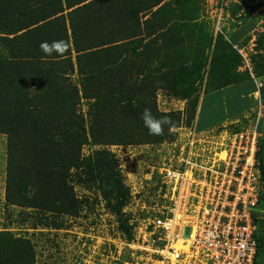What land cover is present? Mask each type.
<instances>
[{
    "label": "trees",
    "instance_id": "trees-1",
    "mask_svg": "<svg viewBox=\"0 0 264 264\" xmlns=\"http://www.w3.org/2000/svg\"><path fill=\"white\" fill-rule=\"evenodd\" d=\"M100 1L0 0V134L6 135L4 197L10 205L75 215L77 206L70 199L72 195L66 178L71 169L85 165L91 171L108 169L104 176L111 186L104 196L115 213L121 212L127 201V192L109 169L111 163L117 162L114 156L106 149H100L81 159V146L88 140L92 145L161 144L172 137L171 128L180 126L177 123H180L181 113L161 111L157 103L158 92L169 98L178 96L187 100L204 84V70L208 69L209 59L206 62L202 52L206 47L207 50L211 48L209 27L205 32L203 25L198 26V30L196 25L185 26L177 33L186 40L180 50L172 48V42L177 41L174 35L162 38L159 43L157 38H153L154 44L148 46L143 42L144 36L150 34L146 31L165 24L158 14L172 23L171 12H164L160 7L164 0H129L134 4L132 13L127 12L112 26L105 23L106 27H101L96 19L101 16V21H111L109 12L118 14L120 0H104L95 10L89 9L90 5ZM116 3L118 5L114 9ZM63 4L70 9L66 16L58 15L65 8ZM254 4L249 7V13L264 7V0ZM240 8L236 5L233 15ZM84 9L92 14L81 15L79 12ZM184 15L190 18L198 15L194 2L186 7ZM248 25L234 31L228 37L229 42L221 38L222 33L216 34L213 48L218 58L214 63L216 69L229 72L228 66L234 65L236 60V54L229 51V47H232V41H243L253 23L248 22ZM102 28L104 35L97 31ZM58 40L65 42L62 53L47 55L40 49L42 42ZM257 45L264 52V32L259 34ZM140 46L146 47L142 49L143 53H138ZM227 48L228 53H225ZM127 51L134 60V56L141 58L138 61L141 64L133 61L130 67L124 66L129 61ZM210 57L212 60V54ZM224 60L225 65L222 64ZM256 63H260L257 68L263 67L256 75L264 77V58ZM137 69L140 70L138 73ZM132 70L136 72L130 75ZM72 75L80 80V89L74 85ZM253 80L250 78L247 83L239 84L228 113L222 110L220 114H206V96L198 113L197 104H191L192 121L198 114L196 129L202 131L204 121L209 126L219 125L227 118L254 108L257 101L252 93L257 87ZM222 95L220 93L217 97L220 99ZM260 95L264 101V87L260 89ZM80 98L92 99L89 139L75 116ZM145 107L151 108L157 117L170 118L171 123L164 126L163 134L151 135L144 127L140 117ZM244 122L247 124L246 120ZM237 127L241 126L228 129L234 131ZM57 135L63 139H58ZM260 146L261 158L258 161L264 182V137L260 139ZM28 186L34 187L30 195L23 192ZM114 190L115 193L111 194ZM111 196L115 198L114 204H111ZM258 205L264 211V194L260 196ZM119 222L123 234L130 240L133 235L131 226L124 219L119 218ZM255 224L257 252L253 264H264V213L261 219H255ZM6 249L12 254L10 257L0 256V264H34L32 248L27 240L12 239L2 232L0 251Z\"/></svg>",
    "mask_w": 264,
    "mask_h": 264
},
{
    "label": "rangeland",
    "instance_id": "rangeland-1",
    "mask_svg": "<svg viewBox=\"0 0 264 264\" xmlns=\"http://www.w3.org/2000/svg\"><path fill=\"white\" fill-rule=\"evenodd\" d=\"M166 1L168 2L167 4L165 3ZM256 1L258 0H255V2L253 0H164L160 4L164 12H171L172 23L163 15L158 14L160 16L158 18L165 24L151 28L148 31L145 30L150 34L144 36L143 42L150 46L154 44L152 42L153 38H157V43H159L162 38L174 35L177 37V43L171 41L172 48L180 50L181 44L183 45L186 40H183V36L177 33L182 31L185 26L196 25L197 29L198 26L203 25L205 32L206 28L209 27L207 32L210 37L211 48L207 50L206 47L202 52L203 56H206L204 58L206 62L209 59V65L206 66L208 69L204 70V84L201 90L197 94H193L191 98L182 100L176 96L177 98L174 99L167 97L162 92H158L157 103L159 104V109L165 112L172 110L180 112L181 120L177 124H185L181 125L179 130L172 131L170 129L172 136H170V139L163 141L159 145L139 146L92 145L88 140L81 146V159L93 155L96 150L100 149H106L114 156L117 162L116 164L111 163V168L109 169L112 170L113 175L115 174L120 179L124 190L127 192V201L121 207V212L115 213L104 196L109 193L108 189L111 186V183L106 181L107 179L104 176L108 169L91 171L85 165L71 169L67 173L66 182L72 195L70 199L77 206V212L73 216H68L64 213L52 214L43 212L34 207L21 208L6 203L4 197L7 166L6 135L0 134V233H7L12 239L27 240L32 248L34 264H141L140 253L138 252L139 254H137L131 250L129 247L130 241L127 240L119 227V218L124 219L131 226L134 238L137 235H143L144 237L148 235L146 228L149 229L148 225L154 219L152 216H156L157 214L155 213L160 214L157 211L160 208L158 206L157 189L160 175L156 173L152 175L151 171L154 169L160 171L163 164L168 161L173 164L179 163V160L183 157V149H186L185 145L192 140L191 132H189L192 128L191 124L194 117V114H190L191 104H197V113L203 101V98L201 99L203 94L206 93L205 103L211 99L208 95L211 94L212 89L207 92L204 90L206 78L207 87L216 86L215 88L224 94L223 96L227 100L226 104H230L237 92V85L247 83L250 78L253 80L251 76H248V73L256 74L258 71L263 70V67L257 68L260 63L256 62L260 58H264L263 50L257 45L258 36L264 31V7H258V11L256 10L258 13L254 16L253 12L255 10L249 13V7L255 5ZM103 2L104 0H101L90 5L89 9L95 10ZM191 2H194L195 11L198 12V15L190 18L185 16L184 12H186V7H189ZM117 5L118 3L115 4L114 9ZM236 5H240L241 8L233 15L232 10H236ZM118 6V11H116L118 14H114L111 10L109 12L112 16V18H109L111 21H101V16L96 19L101 27H106L107 23L112 26L121 21L124 14L127 12L132 13L134 4L129 0H120ZM155 8H153V11ZM160 12L163 11L161 10ZM259 12L262 13L259 14ZM79 13L81 15L92 14L88 9L81 10ZM77 18L79 19V16ZM248 22L253 23L256 28L252 29L245 37L243 36V41L237 44V47L241 48L229 47V51L236 54V60L233 63L234 65L228 66V71L236 72L237 74H241L244 71L248 72L239 79L236 75L231 76L230 73L215 68L214 63L218 60L215 55L217 53L211 50L214 48L212 45L216 41L215 34L217 31L222 33L221 38L223 40L229 42L230 39L228 37L232 34V31L247 26ZM109 27L108 30L110 29ZM224 29L229 30L225 31ZM97 31L100 35H104V28ZM223 43L225 44V42ZM233 43H236V41H232ZM142 49L144 50L146 47L140 46L138 53H143ZM219 53L223 52L220 51ZM225 53H228V48ZM126 55L129 61L124 66L128 65L127 67H130L133 65L134 59L129 51H127ZM242 55L245 56L247 61L243 59ZM214 57L216 58L215 60ZM134 58L135 63L141 59L135 56ZM225 62L226 60L222 64L225 65ZM138 64H141V62ZM121 68L123 67L121 66ZM133 70L130 75L136 72ZM139 71L137 69V73ZM218 72L220 73L218 74ZM72 78L74 85L80 89V80H77L75 75H72ZM260 79H264V77L261 76ZM91 102L92 99L80 98L75 111L78 124L84 129L88 139L89 127L92 122ZM262 111L261 128L264 129V106ZM250 116V118L246 117L243 119L240 124H229L230 122H226L224 125L228 126L222 127L220 125V127L207 131V133L197 134L194 137L196 143L194 144L193 155L191 154L190 158L199 163H204L207 158L213 157L212 150H215L219 152L216 153V157L223 159L226 153L222 144H225V140L230 134L244 129V127H237L234 131H229L228 127L241 126L245 120L249 121V119L253 120L255 118V114L251 113ZM251 124L247 122V125ZM259 136L262 140L264 134ZM56 137L63 139L60 135ZM216 157H213V159ZM33 189V186H28L23 189V192L30 195ZM113 193H115V190L111 192V194ZM110 200L111 204L115 203L113 196H111ZM196 209L197 207H195ZM193 222L191 227L195 229L198 224L195 221ZM156 233L163 235V231H157ZM190 233V228L186 227L183 229L182 237L188 238ZM150 244L153 245L151 242ZM137 245L139 246L140 243ZM7 250L0 251V256L6 257L8 255L10 257L12 252L7 253Z\"/></svg>",
    "mask_w": 264,
    "mask_h": 264
},
{
    "label": "built area",
    "instance_id": "built-area-1",
    "mask_svg": "<svg viewBox=\"0 0 264 264\" xmlns=\"http://www.w3.org/2000/svg\"><path fill=\"white\" fill-rule=\"evenodd\" d=\"M192 140L183 149L179 163L168 161L161 170L165 182L175 184L185 197L180 199L179 195L176 196L174 186L165 195L172 205L169 210L172 218L180 222H185L182 219L187 218L185 224L190 226L191 235L190 239L184 240L189 243H180L182 239L179 235L171 232V218L156 219V227L163 229L165 236L157 237L153 245L143 248L141 264H180L186 261L197 264H253L256 242L252 216L261 190L256 168L258 133L252 128L230 135L222 144L225 157L217 158V152H214L215 159L201 164L190 158L196 143L193 137ZM189 188L195 190L187 195ZM186 197H189V205L183 207ZM193 221L198 224L195 229L191 227ZM156 241L163 244L158 246L154 244ZM179 243L180 247H175ZM184 246L188 247L184 249Z\"/></svg>",
    "mask_w": 264,
    "mask_h": 264
},
{
    "label": "clouds",
    "instance_id": "clouds-1",
    "mask_svg": "<svg viewBox=\"0 0 264 264\" xmlns=\"http://www.w3.org/2000/svg\"><path fill=\"white\" fill-rule=\"evenodd\" d=\"M259 8H261V7H259ZM254 28H256V27L253 26L249 30V32L252 29H254ZM217 33H218V31L216 32V34ZM257 33H259V32H257ZM216 34H215V37L217 36ZM238 43L239 42L233 43L232 47H234L236 49H240L241 47L240 48L237 47ZM115 44L116 43L114 42L112 45L114 46ZM212 46H214V45H212ZM40 49L42 50L43 53H45L47 55L59 54V53H62L64 51L65 42L62 41V40L53 41L51 43H49L47 41H44V42H42L40 44ZM211 51L213 52V48H212ZM242 57H243V59L245 61H247L245 59L244 55H242ZM137 64H138V62H137ZM250 75L255 80L256 87H257L256 91L259 92L260 89L264 87V79H259V78L256 79V77L253 74H250ZM205 76H206V74H205ZM259 84H261V86H259ZM204 86H205L204 90H206L207 86L206 85H204ZM182 100H185V99H182ZM172 111H175V110H172ZM197 112H198V110H197ZM140 118H141V120L143 122L144 127L148 130L149 134H151V135H161V134H163L164 126L165 125H170V123H171L169 117H157V116H155L153 114L151 108H149V107H145L143 109V112H142ZM262 118H263V113L257 112V114H255V118L253 120L252 119L251 120L249 119V121L247 120V122H250L252 124L251 125H247L246 123H244L245 125L242 124L241 127H244V129H240V131H239V132H243L244 130L255 128L257 133H258V147H259V149H258V151L256 153V163H257L256 168L258 170L259 178H260V181H261L260 182L261 183V190L259 191V194H258V197H257V200H256V211L253 212V216H252L253 217V223H254V234H253L254 240H255V235H256V231H257V225L255 224V219H261L262 216H263V213H264V211L261 208V206L258 205V201H259L260 196L264 194V182H263V180L261 178V172H260V169H259V161H258V159L261 158V156H260V152H261L260 139L261 138H260L259 135L264 134V129H262L261 126H260V121H261ZM181 125H185V124H181ZM191 125H192V128H191V130H189V132H191L190 135L194 139V137H196V135L199 134L202 131H198L196 129V127H195L196 122H193ZM180 126L175 127V128H171V129H172V131H176V130L181 129V128H179ZM234 133H238V132H234ZM234 133H232V134H234ZM232 134H230V135H232ZM198 142H200V141H198ZM194 148H192V155H193V149ZM214 152H216V151L212 150V155H213ZM217 153H219V152H217ZM262 154H263L262 156L264 157V151L263 150H262ZM210 157H211V154H210ZM213 157H214V155H213ZM213 157L207 158L206 162L207 161L209 162L210 160H212ZM192 161L195 162V163L201 164V163H199L197 161H194V160H192ZM206 162H204V163H206ZM164 166L166 167V163L163 164V166L160 168V171H158L157 169H154V170L151 171L152 175L155 174V173L157 175H160V178H159L160 182L157 183L158 202H159L158 206L160 207L157 211H159L160 214L159 213H155L157 215L156 216H154V215L152 216L154 219L151 221V224L148 225L149 229L146 228V231L148 232L147 236L144 237L143 235H137L134 238V234H133L132 238L129 240L130 241L129 247L131 248V250L133 252L137 253V254L140 253V255L143 254V250H144L143 248L144 247L151 245L150 242L153 243L154 240L157 239V237H164L165 236V231L163 229H161V228L156 227V225H155V220L156 219L166 220V219L171 218L172 219V228H173L171 232H176V234L179 235L180 239H190V236L188 238L182 237V235H180V229L178 227L180 224L184 225L185 226L184 228H186V227L190 228V226H187L185 224V222H180V220H177L176 218H172V214L169 212V210L171 209L172 205H171V203L168 201V199L165 196L166 195V191L168 189L171 190L172 186H174L175 187L176 196L179 195L180 199H185V197L183 196V194L181 192V189H179L175 184H173V183L167 184L165 182L166 181L165 176L163 174V171H161L164 168ZM167 186H168V188H167ZM175 213H176V215H178L177 214L178 213L177 210H176ZM182 220L185 221V219H182ZM157 231H163V235H160L159 233H156ZM190 235H191V233H190ZM255 242H256V240H255ZM139 243H140V245L138 246L137 244H139ZM159 243H161V245L163 244V242H160V241H156L154 244H157L159 246ZM180 243H181V241H180ZM180 243H179V247H180ZM133 244H135V245H133ZM256 252H257V244H256ZM255 258H256V255H255ZM255 258H254V260H255ZM192 263L193 264H197V263L189 262V261L181 262L180 264H192ZM253 263H254V261H253Z\"/></svg>",
    "mask_w": 264,
    "mask_h": 264
},
{
    "label": "crops",
    "instance_id": "crops-1",
    "mask_svg": "<svg viewBox=\"0 0 264 264\" xmlns=\"http://www.w3.org/2000/svg\"><path fill=\"white\" fill-rule=\"evenodd\" d=\"M65 4V3H64ZM64 4H63V6H64ZM65 7V6H64ZM68 10L69 9H67L66 7L64 8V10L62 11V12H60V13H58V15H60L61 13H62V15H64V16H66L67 15V12H68ZM257 11H258V9H256ZM254 11L253 12V16L254 15H256L258 12L257 11ZM260 13H262V12H259V14ZM66 22H67V20H66ZM225 30V29H224ZM229 29H226L225 31H228ZM234 31V30H233ZM232 31V34L234 33ZM247 71H244V72H242L241 74H237L236 72H228V73H235L236 75H238V78L240 79V78H242L243 77V75L246 73ZM248 73V72H247ZM255 77H256V79H260L261 78V76H258V75H256V74H253ZM231 76H232V74H231ZM248 76H251L249 73H248ZM218 79H220V78H218ZM206 81H207V78H206ZM254 83H255V80H254ZM239 86L240 85H237V91H238V88H239ZM255 86H256V83H255ZM216 86H214V85H212V86H210V87H206V92L207 91H209V90H211L212 89V91L210 92L211 94H209L208 96L211 98L210 99V101L207 103V110H206V114H208V113H212V112H218L219 114L222 112V110H225V112L226 113H228L229 112V110H230V108H231V106H232V104L234 103L233 101L230 103V104H226V98L222 95V98H218L217 96L220 94V93H222L220 90H218L217 88H215ZM243 88H245L244 86H242ZM218 90V91H217ZM252 95H253V98L257 101L256 103H257V105L254 107V108H252V109H250L249 111H246V112H243L242 114H238V115H236V116H233L232 118H227L225 121H223L221 124H219V125H207L208 124V122L207 121H204L202 124H203V126H204V128L202 129V132H200V133H207V131H210V130H214V129H216V128H218V126L220 127V125L222 126V127H225V126H228V125H224L226 122L228 123V122H230L229 124H240L241 122H242V120L243 119H241V118H250L251 116H250V114L252 113V114H257V112H260V113H263V111H262V107L264 106V101H263V99H262V96L260 95V91L259 92H257L256 90L252 93ZM206 96V93H204L203 94V97H205ZM203 97H201V99L203 98ZM218 98V99H217ZM200 99V100H201ZM260 99L262 100L261 102H260ZM199 103H200V101H199ZM204 103H205V100H204ZM202 104V103H201ZM201 104H200V107H201ZM181 106V105H180ZM203 106H204V104H203ZM181 108V107H180ZM198 110H199V108H198ZM198 113V112H197ZM218 115V114H217ZM218 116H220V115H218ZM250 116V117H249ZM197 117H198V114L196 115V117L194 118V122H196L197 121ZM238 119V120H237ZM239 119H241V120H239ZM237 120V121H236ZM236 121V122H235ZM261 122L262 121H260V124H261ZM245 123V122H244ZM243 123V125H245ZM198 130V129H197ZM199 133V134H200ZM193 190H195V188H192ZM191 188H189V190H187V192H186V194L188 195L189 194V192L192 190ZM189 197L187 198L186 197V202H185V205L183 206V207H185L186 206V204H188L189 205ZM182 207V208H183ZM184 217V216H183ZM191 219H192V217H190ZM184 219V218H183ZM187 218L185 217V222H187V220H186ZM190 219V220H191ZM184 221V220H183ZM179 229H180V235H182V232H183V229H184V225H182V224H180L179 226Z\"/></svg>",
    "mask_w": 264,
    "mask_h": 264
},
{
    "label": "bare ground",
    "instance_id": "bare-ground-1",
    "mask_svg": "<svg viewBox=\"0 0 264 264\" xmlns=\"http://www.w3.org/2000/svg\"><path fill=\"white\" fill-rule=\"evenodd\" d=\"M223 153H224V151H223ZM221 159H222V158H221ZM181 243H189V242H188V240H184V239H182ZM175 247H179V244L175 245ZM187 247H188V246H184L183 248L185 249V248H187Z\"/></svg>",
    "mask_w": 264,
    "mask_h": 264
}]
</instances>
